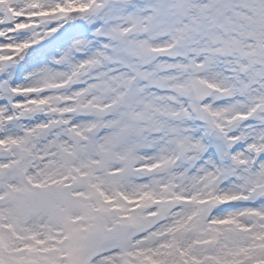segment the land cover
<instances>
[{
    "label": "snow or ice",
    "instance_id": "6c2138e0",
    "mask_svg": "<svg viewBox=\"0 0 264 264\" xmlns=\"http://www.w3.org/2000/svg\"><path fill=\"white\" fill-rule=\"evenodd\" d=\"M0 264H264V0H0Z\"/></svg>",
    "mask_w": 264,
    "mask_h": 264
}]
</instances>
